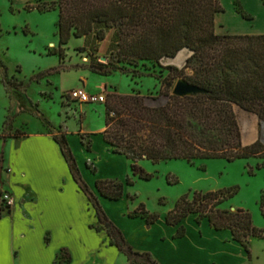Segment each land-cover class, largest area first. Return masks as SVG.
<instances>
[{
	"label": "rangeland",
	"instance_id": "rangeland-1",
	"mask_svg": "<svg viewBox=\"0 0 264 264\" xmlns=\"http://www.w3.org/2000/svg\"><path fill=\"white\" fill-rule=\"evenodd\" d=\"M46 1L55 0H0V136L15 135L17 127L26 133L48 131L52 135L66 134L76 158L84 168L82 174L86 181L115 179L126 182L130 178L133 183H126V196L123 199L111 200L102 196L97 186L94 190L104 202L110 219L115 217L123 226L116 224L123 233L126 231L127 242L140 252L155 257L163 255L168 244L165 240L170 238L172 229V225L166 222V214L175 207L179 198L184 195L192 198L196 191L235 189L233 197L225 200L220 208H244L250 211L254 224L264 231L261 208L264 159L253 157L228 161L217 158L192 162L187 159L161 162L143 159L140 165L152 175L147 178L134 170L132 161L125 155L112 151V147L100 137L106 126L108 94L119 91L158 95L161 83L157 77L165 75L167 71L163 72L161 66L152 63H141L135 67L115 60L109 50L113 31L99 45L85 46V37L73 36L68 44L62 46L58 26L60 10L41 11L37 7L39 2ZM241 2L245 10L256 18L255 21L245 19L239 23L235 19L231 9L233 4L236 8L235 0H221L225 12L219 14L220 21L231 31L263 29L264 0ZM186 52H183L180 60L166 58L162 64L178 61L183 64ZM134 70L138 71L134 73ZM187 73L192 74L193 70L188 69ZM77 87H84L92 93L102 92L106 95V101L81 103L72 100L70 92ZM234 109L243 138L247 141L253 139L256 130L258 137L260 129L264 134V122L261 123L256 114L238 105H234ZM82 143L86 148L90 145L93 152L88 155L83 153ZM4 144L0 138V156ZM7 149L11 153L12 149H17V144L11 142ZM90 155L94 159L86 160L87 164H84V158L88 159ZM142 203L150 213L159 215L156 222L150 224L141 215L135 216ZM67 210L70 213L69 226L58 222L50 224L57 240L49 251L43 253L42 264L51 263V255L61 244L74 247L76 260L73 264H149L142 256L130 260L125 251L111 244L107 228L94 213L87 212L81 202L76 201ZM89 219L93 220L89 224L91 233L87 231ZM182 224L186 231L188 227L194 235L195 226L207 224V218L199 223L196 215L192 214ZM44 225L49 226L48 223ZM168 241L172 242L170 239ZM35 242L41 244L40 234ZM200 243L205 244L204 241ZM248 246L251 252L249 256L239 243H214L213 255L217 257L218 264H264V237H250ZM98 248L101 249L100 253ZM211 253L212 250L207 251L208 255ZM61 255L64 261L71 260L68 250Z\"/></svg>",
	"mask_w": 264,
	"mask_h": 264
},
{
	"label": "trees",
	"instance_id": "trees-1",
	"mask_svg": "<svg viewBox=\"0 0 264 264\" xmlns=\"http://www.w3.org/2000/svg\"><path fill=\"white\" fill-rule=\"evenodd\" d=\"M235 3L244 18H254L241 0ZM37 7L41 11L60 10L58 26L62 46L73 36L85 37V46L99 45L113 31L109 50L115 60L135 67L152 63L167 71L157 77L161 83L158 95L119 91L108 94L102 135L114 153L132 161L135 171L152 177L140 165L143 159L153 162L264 159L263 131L260 129L255 142L244 144L234 109L238 105L264 122V33H218L217 16L225 12L221 0H55L39 2ZM184 49L191 50L192 54L182 68L162 64V60L175 58ZM188 69L193 73H187ZM178 79L205 91L175 95L172 88ZM25 134L26 131L19 129L15 132L16 136ZM55 139L99 222L107 228L111 244L125 251L130 260L142 256L149 264H159L150 253L135 250L107 215L99 196L83 177L66 134L56 135ZM87 148L90 150L91 146ZM3 157L4 151L1 167ZM126 183L133 181L100 179L96 186L102 196L120 200L126 196ZM235 193V189H220L196 191L192 198L184 195L166 214V222L178 226L177 236L181 237L186 233L182 224L185 218L195 214L199 223L207 218L218 230L230 229L233 238L251 255L248 240L253 236L264 237V231L254 224L250 211L220 208ZM261 208L264 214V195ZM138 215L150 224L159 218L143 203L135 213Z\"/></svg>",
	"mask_w": 264,
	"mask_h": 264
},
{
	"label": "crops",
	"instance_id": "crops-1",
	"mask_svg": "<svg viewBox=\"0 0 264 264\" xmlns=\"http://www.w3.org/2000/svg\"><path fill=\"white\" fill-rule=\"evenodd\" d=\"M231 9L239 23L245 21L246 18H243L237 12L235 4H233ZM253 19V21L256 20V18ZM217 32L222 34H261L264 33V28L231 31L225 23L220 21L218 15ZM184 51L187 52L184 55L185 62L183 64L178 63L181 62L178 61L177 63L171 62L169 65L182 68L186 64L188 57L191 56L192 51L184 49L177 57L173 58L180 60ZM19 128L17 127V130ZM255 135L249 141L243 138L244 144L255 142L259 137V134L257 137V130ZM55 136L48 131L29 132L20 136H0L5 143L2 167L0 165V202L4 205L3 207L2 203H0V264H42L43 253L49 251L57 240L56 232L50 224L58 222L66 223L69 226L70 213L67 209L69 205H74L76 201L81 202L87 212H92V214L96 215L95 209L87 195L74 179L70 166L62 152L61 145L57 142ZM100 137L104 140L103 135H100ZM11 142L17 144V149H12L11 153H8L7 147ZM82 144L83 153L88 155L93 152L88 150L84 143ZM106 144L110 146L107 142ZM13 158H15V161ZM85 158L84 164L94 159L91 155L88 159ZM77 161L81 172L83 171L84 173L81 162L78 159ZM88 181V184L96 193L94 187L97 180ZM5 192L12 194L15 199L14 205L10 207L5 205L2 198ZM71 195L74 197L73 199H71ZM99 199L104 206L102 199ZM109 202L113 204L112 201L109 200ZM114 204L117 203L114 202ZM122 214L125 215L124 212ZM112 220L123 228L115 217H112ZM92 222V219L87 221V231L90 233L89 224ZM42 223L45 227L42 226ZM45 223H48L49 226L44 225ZM194 230L195 232L193 233L195 234L193 235L190 233L191 229L187 227L185 235L178 237V226L172 225L169 236L172 242H169V239L165 240V243L168 244H166V251L163 255L158 257L153 255L152 257L159 264H218L217 257L215 258L213 255L215 252L214 243L230 245L232 241L243 246L249 256L245 246L233 238L230 229L218 230L211 226L207 219V224L196 225ZM124 233L127 236L126 231ZM39 234L40 245L35 242L36 237L39 238ZM201 241H204L205 244L202 245ZM65 250L70 252L71 260L64 261L61 259V254ZM100 250L98 248L99 253ZM208 250L210 252L212 250L210 255L207 254ZM75 260L76 251L74 247L69 244H61L55 253L51 255L50 264H73Z\"/></svg>",
	"mask_w": 264,
	"mask_h": 264
},
{
	"label": "built area",
	"instance_id": "built-area-1",
	"mask_svg": "<svg viewBox=\"0 0 264 264\" xmlns=\"http://www.w3.org/2000/svg\"><path fill=\"white\" fill-rule=\"evenodd\" d=\"M70 97L72 100H76L81 103H96L106 101V95L104 93H92L84 87H77L71 90ZM2 198L7 207H10L15 204V199L9 192H5L2 195Z\"/></svg>",
	"mask_w": 264,
	"mask_h": 264
},
{
	"label": "water",
	"instance_id": "water-1",
	"mask_svg": "<svg viewBox=\"0 0 264 264\" xmlns=\"http://www.w3.org/2000/svg\"><path fill=\"white\" fill-rule=\"evenodd\" d=\"M205 89L195 84L189 83L184 79H178L173 88L172 93L179 96H187L204 92Z\"/></svg>",
	"mask_w": 264,
	"mask_h": 264
}]
</instances>
